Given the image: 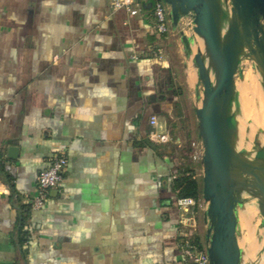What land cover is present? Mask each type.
Listing matches in <instances>:
<instances>
[{"label": "crops", "instance_id": "0c3cea01", "mask_svg": "<svg viewBox=\"0 0 264 264\" xmlns=\"http://www.w3.org/2000/svg\"><path fill=\"white\" fill-rule=\"evenodd\" d=\"M152 19L107 0H0V264H187L180 158L147 137L179 100L172 34ZM56 155L62 180L27 210Z\"/></svg>", "mask_w": 264, "mask_h": 264}, {"label": "water", "instance_id": "95a60500", "mask_svg": "<svg viewBox=\"0 0 264 264\" xmlns=\"http://www.w3.org/2000/svg\"><path fill=\"white\" fill-rule=\"evenodd\" d=\"M163 1L172 30L182 17H191V36L182 30L179 34L197 79L193 111L196 137L203 147L200 202L208 264H242L238 210L245 196L256 200L264 228V149L254 144L253 184L245 190L240 168L247 151L238 145L241 109L236 77L243 78L241 61L251 60L264 94V0Z\"/></svg>", "mask_w": 264, "mask_h": 264}, {"label": "rangeland", "instance_id": "374dc122", "mask_svg": "<svg viewBox=\"0 0 264 264\" xmlns=\"http://www.w3.org/2000/svg\"><path fill=\"white\" fill-rule=\"evenodd\" d=\"M179 30H182L185 35L191 36L193 33L192 31V23H191V17L190 16H184L180 19L178 28L175 30H170L169 34H172L173 43H174V50H176V62H177V88L180 89L179 94V100L177 102V106L175 110L171 113L170 116L166 118V126L170 128L173 138H179L178 141L171 142L170 145L173 149V152L178 156V158H182L183 160H186L188 156V147L189 142H196L202 149V143L200 140L197 139V120L194 114V106L196 104L195 102V83L197 81L196 79V73L193 68L192 62L190 58H187L184 54L185 47L183 45V42L180 39ZM195 48V47H193ZM249 67H252L253 62L251 60H247ZM253 69V68H251ZM194 75L193 81H191V77ZM238 79V77H236ZM202 86H199L198 90L200 91V88ZM253 108L251 107V115L253 117ZM239 123H240V131H242L243 134L247 135V126L244 124V121L241 120V115L239 116ZM252 126H255V124H252ZM254 133V128L252 130ZM258 134H254L253 138L257 136ZM252 138V140H253ZM252 143V142H251ZM201 166L199 162V167L197 168V173L199 175V185L201 188ZM200 198H201V192H200ZM252 198H246V202H250ZM195 205V204H194ZM192 205L189 209V213L185 214L183 212V215L185 220L183 221L185 225L182 227V238L187 240L190 244L194 245L196 250L202 251L205 250L206 243L204 240V226H203V214L202 209L203 205L199 204V207H195ZM258 215L256 220L259 224L261 223V216L259 214V211H257ZM250 215V214H249ZM252 217V216H250ZM254 224L253 218L249 219L248 224H246L244 227H240V231L242 230V239L240 241V248L241 252L244 254L245 252H251L254 251L257 242H258V236L256 231V226ZM244 239V240H243ZM244 241V242H243ZM260 252V251H259ZM258 252V253H259ZM261 253V252H260ZM260 253L258 255H260ZM255 256V259L259 260V262H263L262 255ZM259 257V258H258ZM260 262V263H261Z\"/></svg>", "mask_w": 264, "mask_h": 264}, {"label": "built area", "instance_id": "2783aa9c", "mask_svg": "<svg viewBox=\"0 0 264 264\" xmlns=\"http://www.w3.org/2000/svg\"><path fill=\"white\" fill-rule=\"evenodd\" d=\"M150 3L152 12V26L161 35L169 34L170 22L168 18V8L163 0H107L108 7L112 10H125L129 15H136L141 12L145 5ZM157 54H162L161 49L157 50ZM151 129L147 135L150 142L155 144H169L175 142L171 130L165 126V119H160L156 115H152L149 119ZM193 146V158L200 162L203 149L191 142ZM1 160V154H0ZM67 165V159L64 155H56L50 159L47 167L40 170L36 178L35 192L31 196H25L29 200L31 209H39L44 204L48 192L51 188H55L63 177V170ZM176 171L172 173L174 177ZM195 201L191 197L180 198L178 205L185 214L189 213V209ZM181 247L187 257V264H208L206 249L202 251L196 250L194 245L190 244L187 240L181 241Z\"/></svg>", "mask_w": 264, "mask_h": 264}, {"label": "bare ground", "instance_id": "6f19581e", "mask_svg": "<svg viewBox=\"0 0 264 264\" xmlns=\"http://www.w3.org/2000/svg\"><path fill=\"white\" fill-rule=\"evenodd\" d=\"M232 21L234 24V16ZM247 60L248 59H243L241 61L243 78L237 79L236 89L238 91V99L241 109V120L244 121V124L247 126L246 128L248 132L247 135H245L240 131L239 135V148H244L247 151L241 162L240 182L245 190H251L253 184V164L256 159L254 144H257L264 149V94L260 86L259 75L255 69L249 67ZM194 75L195 74L193 73L190 82L193 81ZM251 107L253 108V117L251 115ZM252 124H255V126H252ZM253 128L254 133L252 132ZM254 134L258 135L253 138ZM245 198L251 197L245 196ZM257 211L256 200L254 198H252L250 202H245L238 210L239 227H244L248 224L249 219L253 218L256 226L254 227L256 228L258 236L257 246L254 251L245 252L244 254L241 252L242 264H264V228L256 221L258 220L256 216L258 213ZM241 239L242 233L238 238L239 247ZM258 252L262 255L261 258H263V262L260 261L261 263L257 258L255 259V256L259 254Z\"/></svg>", "mask_w": 264, "mask_h": 264}, {"label": "trees", "instance_id": "16d2710c", "mask_svg": "<svg viewBox=\"0 0 264 264\" xmlns=\"http://www.w3.org/2000/svg\"><path fill=\"white\" fill-rule=\"evenodd\" d=\"M149 6L150 3L145 5ZM180 89L177 88V94H180ZM176 140V137L174 138ZM193 146L191 141L189 142L188 147V156L186 160L180 159V163L176 166V174L173 177L172 188L175 191L178 198L191 197L195 201V207H199L200 204V192L201 188L199 185V175L197 173V168L199 167V162L193 158ZM29 210L30 205L25 206ZM25 231H22V236L20 242L22 243L26 240ZM184 238H180V241L183 242Z\"/></svg>", "mask_w": 264, "mask_h": 264}]
</instances>
